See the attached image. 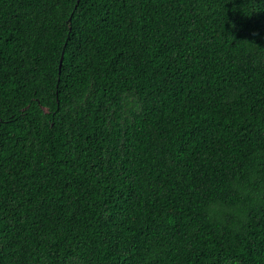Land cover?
<instances>
[{"label": "trees", "instance_id": "trees-1", "mask_svg": "<svg viewBox=\"0 0 264 264\" xmlns=\"http://www.w3.org/2000/svg\"><path fill=\"white\" fill-rule=\"evenodd\" d=\"M0 264H264V0H0Z\"/></svg>", "mask_w": 264, "mask_h": 264}]
</instances>
